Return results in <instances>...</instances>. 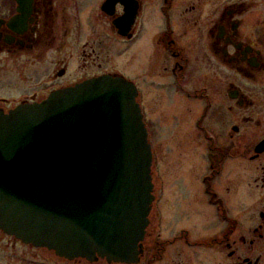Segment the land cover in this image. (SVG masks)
<instances>
[{"label":"flooded vegetation","instance_id":"af4514ba","mask_svg":"<svg viewBox=\"0 0 264 264\" xmlns=\"http://www.w3.org/2000/svg\"><path fill=\"white\" fill-rule=\"evenodd\" d=\"M119 79L153 151L132 264H264V0H0V113ZM0 264L124 263L0 228Z\"/></svg>","mask_w":264,"mask_h":264},{"label":"water","instance_id":"95a60500","mask_svg":"<svg viewBox=\"0 0 264 264\" xmlns=\"http://www.w3.org/2000/svg\"><path fill=\"white\" fill-rule=\"evenodd\" d=\"M134 91L88 81L0 113V228L69 260H138L153 153Z\"/></svg>","mask_w":264,"mask_h":264},{"label":"rangeland","instance_id":"374dc122","mask_svg":"<svg viewBox=\"0 0 264 264\" xmlns=\"http://www.w3.org/2000/svg\"><path fill=\"white\" fill-rule=\"evenodd\" d=\"M160 134H158V136H159Z\"/></svg>","mask_w":264,"mask_h":264}]
</instances>
